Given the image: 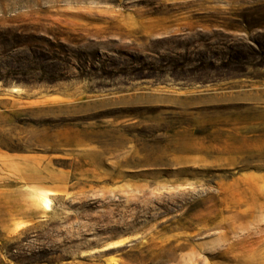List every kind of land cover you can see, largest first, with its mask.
Listing matches in <instances>:
<instances>
[{
    "label": "rangeland",
    "instance_id": "374dc122",
    "mask_svg": "<svg viewBox=\"0 0 264 264\" xmlns=\"http://www.w3.org/2000/svg\"><path fill=\"white\" fill-rule=\"evenodd\" d=\"M0 152V264H264V0H0Z\"/></svg>",
    "mask_w": 264,
    "mask_h": 264
},
{
    "label": "crops",
    "instance_id": "0c3cea01",
    "mask_svg": "<svg viewBox=\"0 0 264 264\" xmlns=\"http://www.w3.org/2000/svg\"><path fill=\"white\" fill-rule=\"evenodd\" d=\"M28 166H30L31 170L33 171L30 177L27 178L31 182V186H27V187H30L31 189H28L27 194L22 195V197H20V195L17 193L16 195L17 198H15V204H12L11 207H13V209H19V207L22 205L26 207L27 209H29V212L27 214H21L19 211L15 213L13 212V214L10 217L0 215V229L4 233L12 232L18 223H21L23 225H29V224L35 223L36 221L39 220L40 217H42V213L38 212L35 205H33L32 194L35 191H39L38 189L41 190L43 188V185H42L43 177L41 175L38 176L36 174L37 168L34 162H32L30 165L28 159H20L17 157H13L11 155H5L0 152V170H3V169L11 170L19 174L20 171L23 170V168H26ZM18 180L19 178L11 179L13 183L17 182ZM14 191L16 192L20 191L18 185L11 189V192H14ZM58 192H59L58 189H53L49 191L48 193L56 194ZM20 201L22 203H20Z\"/></svg>",
    "mask_w": 264,
    "mask_h": 264
},
{
    "label": "bare ground",
    "instance_id": "6f19581e",
    "mask_svg": "<svg viewBox=\"0 0 264 264\" xmlns=\"http://www.w3.org/2000/svg\"><path fill=\"white\" fill-rule=\"evenodd\" d=\"M262 213V212H261ZM259 221V220H258ZM260 222V221H259ZM249 223H250V221H249ZM253 222L251 221V224H252ZM258 223V222H257ZM248 225V224H247ZM257 225V224H256ZM253 226H255L254 225V223H253ZM232 227V226H231ZM261 227V226H260ZM233 228H231L230 230H232ZM253 229V228H252ZM256 229V228H255ZM253 231H254V229H253ZM258 231V230H257ZM255 232V231H254ZM262 233V232H261ZM261 233H259V234H261ZM252 234H254V233H252L251 231H249V228H248V226H247V239H251V238H254V237H256V236H251ZM257 234H258V232H257ZM258 234V235H259ZM249 236H251V237H249ZM255 252V251H254ZM256 253H250V256H252V255H255ZM258 257L261 259V258H264L263 256L261 257V256H259L258 255ZM254 258V256L252 257V258H249L250 260H249V262H254L255 260L253 259ZM263 261V260H262Z\"/></svg>",
    "mask_w": 264,
    "mask_h": 264
}]
</instances>
